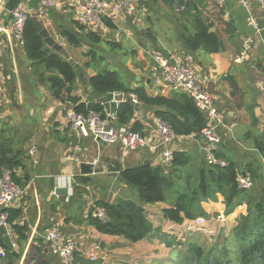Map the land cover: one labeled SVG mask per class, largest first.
Masks as SVG:
<instances>
[{"label":"crops","instance_id":"crops-1","mask_svg":"<svg viewBox=\"0 0 264 264\" xmlns=\"http://www.w3.org/2000/svg\"><path fill=\"white\" fill-rule=\"evenodd\" d=\"M169 1L139 0L133 14L122 15L112 22L115 28H108L105 32H94L102 37L103 40L100 43H92L86 35L87 31L83 30L76 20V0H61L59 8L49 11L43 17L38 15L39 0H7L2 16L4 21H8L11 11L17 7L24 8L30 18L35 20L42 30H47L51 37L55 39L62 37L64 48L73 50V55L70 54L71 58L75 60L79 56L78 59H83L85 68H88L86 64L90 66L88 70L91 71V76L102 72L97 63L93 67L92 63L98 56L97 50L93 47L107 42V44L113 43L119 46L117 48L111 45L113 49H123L124 41H128L131 51L123 55L127 58L132 57V60L126 64V72L132 81L128 87L132 89L144 87L148 95L153 97L170 98L175 91L164 85L161 72L148 53H161L173 63L176 59L192 55L201 81L214 96L216 106L223 115V126L218 130L223 140L216 150L229 163H237L241 168V174L246 173L252 178L250 173L246 172L250 169L257 172L259 176H264V157L256 146L264 134V11L257 3L252 4V12L263 29L262 42L248 54L245 60L240 61L244 41L253 36L254 30L249 24V12L240 5L238 0H226L223 8H218L214 0L208 3L204 12L206 19L212 23L211 32L216 33L223 44L220 52L211 54L203 50L194 53L187 51L180 37L185 25L190 26L192 23L189 18L179 17L178 14L182 11L179 10L181 6L177 2L171 4ZM64 32L74 35L81 46L70 44L63 35ZM14 41V39H6L3 42L2 59L7 56L8 59L15 60L14 55L17 50H22L27 56L24 45L16 46ZM91 49L96 53L95 59L87 56ZM2 68L1 62L0 123L4 126L2 129L7 131L6 136L15 130L19 132L17 136L20 148L25 152V169L18 168L15 172H11L19 179L29 175V181L24 184L28 188L27 195L11 208L21 213L14 222L19 227L16 248L10 245L5 231L0 228V241L4 245L0 248L6 250V257L0 258V264H62L44 239L54 218L58 219L62 225V239L64 241L75 239L77 242L79 251L73 264L92 262L90 261L92 254L97 257L100 264H151L154 260L152 251H159L164 247L159 240L160 235H167L183 242L196 238L193 232L186 229L190 220H185L183 224H176L164 217V211L172 208L176 200L173 195L167 203L144 206L147 219L155 231L152 238L131 243L124 237L101 234L88 224L89 218H96L95 208H101L97 204L99 201L115 203L118 199H124L139 202L137 189L121 181V171L145 164L161 165L163 148L157 151H136L124 156L118 145H105L96 143L92 139L77 138L69 130L65 121L64 107L66 105L51 96L47 78H42L46 80L43 85L51 96L53 106L50 104L44 114L38 117L33 111L38 106L24 105L22 86L35 90V93L31 91L34 93L31 98L33 96L35 98L33 102L41 100L38 95L42 85L40 76L35 77L36 86L30 87L31 83L27 85L21 83V75L15 64L12 73L4 74ZM130 73L134 76L132 77ZM87 77L90 76L87 75ZM153 78L155 86L152 84ZM14 80L16 83H12ZM136 81L139 83H134ZM79 85L83 86V89ZM82 91L86 93V99ZM74 95L86 102L92 94L86 90L85 84L79 79L78 89ZM109 102L114 103L113 100ZM120 104L115 103V105ZM68 105L71 106V104ZM22 106L26 107L27 113L21 109ZM58 108H62L63 111L55 115ZM135 109V116L130 124L119 126L114 120L113 125L121 130H128L132 129L135 123H139L142 133L153 134V117L156 116V110L143 104L135 106ZM60 113H63V119H60ZM41 121L43 123L48 121L45 130L49 133L45 136H43L44 133L41 134L43 138L38 137L41 129L40 131L34 129L41 124ZM46 136L48 138H45ZM76 145H81L85 149L81 157L83 161L89 162L86 164H91L94 159L99 158L108 170L107 173H103L100 171L102 168H99V171L93 168L98 173L86 175L92 179V183L87 186L77 184V177H84L80 173V165L65 160L66 154ZM204 146L205 141L202 137L195 139L191 136L180 137L171 149L190 156V165L184 168V171L193 174L199 171L203 162H206ZM32 148H36L34 156L30 153ZM242 169H244L243 173ZM77 187L80 191L88 192L92 197L88 194L78 197ZM58 189L66 190V195L57 194ZM216 198L215 201L202 203L207 217H200L208 220V229L217 231L216 235L221 230L228 234L237 225V220L248 214V206L246 204L240 206L232 214L226 215L225 197L218 194ZM218 215L226 216L225 226L218 225L215 220H212Z\"/></svg>","mask_w":264,"mask_h":264},{"label":"trees","instance_id":"trees-1","mask_svg":"<svg viewBox=\"0 0 264 264\" xmlns=\"http://www.w3.org/2000/svg\"><path fill=\"white\" fill-rule=\"evenodd\" d=\"M211 0H170L171 4L178 3L184 6L185 11L178 14L181 18H189L192 23L186 26L180 39L187 51L194 53L199 50L218 53L223 44L216 33H212V23L206 19L205 10ZM108 28H115L111 21H107ZM83 30L85 27L81 25ZM42 27L32 18H29L24 31V51L27 57L44 69L39 74L40 79L47 78L51 96L58 102L71 104L75 111L88 114L92 111L115 114V123L127 126L135 116V106L130 100L120 105L110 103L114 93L137 94L143 105L154 108L156 116L166 120L179 137L199 136L207 126L204 113L196 106L193 99L181 92H174L170 98L164 96L153 97L148 95L144 87L129 88L113 71L99 72L88 78L94 94L88 101L83 102L81 97L75 96L78 89L79 74L60 54L48 48L41 36ZM63 35L69 43L77 47L80 41L71 33ZM88 39L92 43H100L103 39L98 33L87 31ZM119 48L117 44L110 43ZM95 59L96 53L92 49L87 53ZM89 68L90 66L86 64ZM87 90V89H86ZM4 126L0 123V177L5 171L25 169V152L20 148L17 130L6 136ZM132 131L141 132L139 123L132 126ZM257 149L264 157V134L257 143ZM218 158L223 155L214 150ZM226 160V159H224ZM228 162L227 167L209 166L203 162L196 173H185L184 168L190 165V156L184 152H175L173 166L166 169L161 165L145 164L121 171V181L137 189L139 202L118 199L115 203L99 201L97 204L107 214V221L89 218L99 233L109 236L124 237L131 243L152 238L155 233L148 221L145 205L167 203L171 195L176 197L173 207L164 211V217L176 224H183L185 220H195L207 214L202 203L215 201L218 194L225 197L226 215L232 214L236 208L247 205L248 214L237 220V225L227 234L222 231L212 238L214 243L196 236L195 239L183 242L167 235H160L159 240L170 250L164 259H154L151 264H264V176L248 170L254 185L249 191L241 190L237 183L241 168L235 162ZM246 175V173L242 174ZM14 181L25 187L29 175L19 179L13 175ZM24 180V183H23ZM90 177H77V184L87 186ZM77 196L83 195L80 188H76ZM82 197V196H81ZM10 222L14 223L20 216L19 211L8 210ZM16 231L19 227L15 225ZM4 246L0 241V247Z\"/></svg>","mask_w":264,"mask_h":264},{"label":"built area","instance_id":"built-area-1","mask_svg":"<svg viewBox=\"0 0 264 264\" xmlns=\"http://www.w3.org/2000/svg\"><path fill=\"white\" fill-rule=\"evenodd\" d=\"M7 0H0V63L4 56L1 45L6 39H14L20 45H24L25 26L30 18L29 13L22 7H17L10 12V19L4 21L2 16ZM181 1V0H180ZM183 1V0H182ZM188 1V0H185ZM139 0H76L75 18L80 25L86 28V31L98 32L108 31L106 21L115 22L122 15H131L136 10ZM218 8L225 6L226 0H214ZM240 5L249 12V24L254 30L253 36L244 41V50L239 57L240 61L247 58L248 54L262 42L263 29L260 26L258 18L252 12V4L257 3L264 11V0H238ZM40 8L38 15L43 17L49 11H53L61 6V0H39ZM180 11H185L181 6ZM149 57L153 59L162 75V82L166 87L175 92H181L194 100L196 106L204 113L207 119V126L202 130L201 137L206 143L205 159L209 166L227 167L228 162L218 158L215 154L216 147L222 143V136L218 130L223 126V115L218 110L215 98L208 90L207 86L201 81L194 58L192 55H186L185 58L176 59L171 62L161 53H151ZM2 93L0 91V99ZM114 103H126L128 100L134 106H141L143 103L139 100L137 94L114 93ZM116 120L115 114L106 112L105 116L99 112H90L83 114L69 109L65 112V121L69 130L77 138L92 139L96 143H106V145H118L121 147L122 154L125 156L141 150L157 151L163 148L162 166L170 169L173 166L174 151L171 146L179 141L180 137L173 130L171 125L161 117H153L154 132L146 135L142 132H135L132 129L121 130L113 125ZM85 149L81 145H76L72 151L66 154L67 162L81 165L89 163L82 160L81 154ZM34 156L36 148L30 151ZM94 169L107 173L105 165L99 158L91 163ZM238 186L241 190L249 191L253 188L254 182L249 175L239 174L237 178ZM28 193V188L18 185L13 179L11 171H5L0 177V228L5 231L6 237L13 248L17 247V231L15 223L10 222L9 212L15 203L19 202ZM55 193V192H54ZM95 217L103 222L108 217L104 209L95 208ZM218 225L226 222V216L218 215L213 218ZM208 220L199 217L188 221L187 229L189 231H203L210 237L215 236L217 231L208 229ZM61 223L58 219L51 220V226L45 234V241L52 249V253L60 259L62 264H73L79 247L75 239H62ZM6 257V250L0 248V258ZM90 261H97V257L92 254Z\"/></svg>","mask_w":264,"mask_h":264},{"label":"rangeland","instance_id":"rangeland-1","mask_svg":"<svg viewBox=\"0 0 264 264\" xmlns=\"http://www.w3.org/2000/svg\"><path fill=\"white\" fill-rule=\"evenodd\" d=\"M14 43L16 46H20L19 42L14 41ZM124 47L125 48H123V49H113V46H111L110 44H107V42H102L101 44L96 45L93 48L95 50H97L98 56H97V59L92 64L94 67V65L97 63V65H99V68L102 72H105V71L116 72L120 76V79L127 86H129V84L132 81L126 72L127 71L126 70V64H128L129 60H132L131 59L132 57L127 58L126 56H123L127 52L131 51L130 43L126 40L124 41ZM68 52H69V54L73 55V50L71 48H68ZM82 54H84V53H82ZM117 55H119L120 57H115ZM78 57H76L75 61L76 62L80 61L81 66L84 68V72L88 76H91V74H92L91 71H89L88 68H85V66H84V60L81 58L78 59ZM14 59L15 60H13L12 58L8 59L7 56L4 59H2L3 60V61H1L3 63L2 72L4 74H7L8 72L12 73V68L15 64L19 74L21 75V78H20L21 83L26 84V85L28 83H31L32 86H30V87H33L34 85L36 86L37 79L35 77H38L39 74L44 71V69L42 67H40L37 63L31 61L27 56H25V54L23 53L22 50L16 51V55H14ZM108 59H109V62H108ZM154 63H153V65H154ZM9 69L11 71H9ZM130 75L132 77L134 76L133 73H130ZM30 76H32V77H30ZM142 76L144 77L145 75L142 73ZM33 77H34V79H33ZM152 81H153L152 84L155 86L154 78L152 79ZM12 83H16V81L14 80ZM45 83H46V80L44 83H41L42 85H40L41 86V88H39L40 94H38V95L40 96L41 100H38L37 102H35V101L33 102V100L35 99L34 96L31 98V96L34 95L35 90L22 86V92L24 93V94H22L23 95L22 99H23L24 105L27 104V106H29V107H31V105L38 106L35 110L32 108L38 117H41L44 114L45 109H47L50 104L53 106V101L51 100V96L48 94L47 89H45V87H44ZM134 83L138 84L139 82L136 81ZM79 87L83 89V86L79 85ZM31 91H34V93H32ZM82 95L85 99L87 98L86 93L84 91H82ZM61 104L66 105V107H64L65 111L69 110L72 107V106H69L68 104H65V103H61ZM21 109L26 113L28 112L26 107H24V106H22ZM60 114H61L60 119H63V116H64L63 113H60ZM47 122L43 123V121H41V124L39 126H35V128H34L35 130L37 129L40 131V129H41L40 135L38 137L43 138V137H41V134L44 133L43 136H45L46 134L49 133L48 131L45 130ZM62 124H63V122H62ZM61 134L63 135L62 132H61ZM45 138H48V137L46 136ZM206 146L207 145L205 143L204 147H206ZM100 188H102V186H100ZM86 194H88L90 196V194L88 192H84V194L83 195L81 194V196H84ZM90 197H92V195ZM222 225L225 226V223H223ZM209 227H211V226H209ZM187 231H189V230L187 229ZM191 232H193V234H195L199 238L202 237L203 240H207L209 243H214L212 238H215L216 236L210 237L205 232H203V231L198 232L197 230L196 231L193 230ZM162 248L159 251L153 250L152 256L154 257V259H159V260L164 261L161 263H165L166 261L164 259H166V257L169 255L170 250L165 249L166 248L165 246ZM88 264H100V261L88 262Z\"/></svg>","mask_w":264,"mask_h":264},{"label":"water","instance_id":"water-1","mask_svg":"<svg viewBox=\"0 0 264 264\" xmlns=\"http://www.w3.org/2000/svg\"><path fill=\"white\" fill-rule=\"evenodd\" d=\"M41 36L43 37L46 45L52 49L55 53L60 54L66 61L70 63L71 66H73L78 74H79V79L82 81L83 84H85V88L88 90L90 94H94V90L92 86L88 83V77L87 74L84 72V68L81 66L80 61L76 62L74 59L71 58L68 50L64 48L62 45L63 39L62 37H58L57 39L51 37V35L48 33L47 30H42L41 31ZM41 83H44L45 80L42 79L40 80ZM59 111H63L62 108H58L55 112V115L58 114ZM195 139H199V137H195ZM103 143V142H102ZM106 145V143H103ZM80 173L83 176L90 175L93 173H98L97 170H93V166L91 164H86L83 163L80 165ZM244 172V169H242V173ZM57 194L59 195H66V190L64 189H58ZM103 247V246H102Z\"/></svg>","mask_w":264,"mask_h":264}]
</instances>
